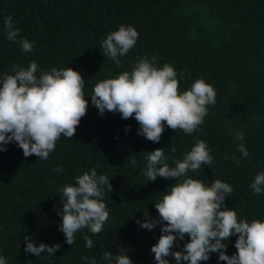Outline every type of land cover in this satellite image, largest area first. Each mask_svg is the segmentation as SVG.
<instances>
[{"label":"trees","instance_id":"obj_1","mask_svg":"<svg viewBox=\"0 0 264 264\" xmlns=\"http://www.w3.org/2000/svg\"><path fill=\"white\" fill-rule=\"evenodd\" d=\"M7 15L20 28L19 37L34 42L30 51L21 49L19 37L6 38ZM122 23L135 26L139 35L116 65L102 53L100 41ZM144 55H155L159 65L171 63L180 90L199 77L214 87L216 102L193 133L165 124L160 140L153 142L137 133L134 117L124 119L107 110L101 115L91 104L88 95L98 80L130 70ZM31 60L44 69L78 70L85 78L88 106L74 135H61L47 159L25 157L16 142L0 151V254L8 264H87L85 256L106 264L103 251L120 248L134 264H155L150 248L160 225L147 230L136 220L145 219V208L150 216L158 215L154 202L175 179L157 176L146 181L144 156L163 147L172 165L197 139L207 142L213 161L189 175L209 184L215 178L231 184L233 192L224 203L234 207L238 217L251 220L264 214V194H253L249 186L264 171V0H0V73L14 64L26 67ZM236 131L244 133L243 141L234 139ZM241 142L249 153L246 158L237 149ZM170 144L175 152L168 150ZM129 155L136 158L135 167L127 162ZM57 165L62 171H53ZM93 167L110 178L111 189L105 186L103 197L109 216L100 233L81 229L69 245L59 229L57 209L62 202L56 192ZM27 235L36 243L59 242L60 248L53 255L26 253ZM84 235L91 237L93 247H85ZM237 236L225 241L229 255L236 251ZM188 239L185 235L178 240L173 250H180ZM217 255L211 253L201 264H226ZM168 259L175 264L173 257Z\"/></svg>","mask_w":264,"mask_h":264},{"label":"clouds","instance_id":"obj_2","mask_svg":"<svg viewBox=\"0 0 264 264\" xmlns=\"http://www.w3.org/2000/svg\"><path fill=\"white\" fill-rule=\"evenodd\" d=\"M3 30L10 41L19 37L20 28L11 15L3 18ZM138 35L135 26L122 23L101 39L102 53L120 65V57L133 48ZM19 43L21 49L28 52L34 42L19 37ZM183 77L181 72L179 78ZM84 85L85 78L78 70L69 66L44 69L35 60L26 67L14 64L8 72L0 73V151L6 150L8 143L16 142L25 157L35 154L38 159H47L61 135L65 138L74 135L86 113L88 96L101 115L107 110L119 112L124 119L134 117L139 125L137 133L153 142L160 140L165 124L185 134L193 133L203 123L208 106L216 102L214 87L203 77L180 90L174 66L169 62L159 65L155 55L138 56L130 70L98 80L88 96H85ZM129 128L125 126L126 131ZM243 137L242 131L234 134L237 141H243ZM167 148L176 151L171 144ZM237 149L243 157L249 155L243 142L237 144ZM210 151L205 140L197 139L182 159H173L172 165L165 148L146 151L143 168L146 181L155 180L157 176L175 179L154 202L158 215L150 216L145 208V219L136 220L147 230L160 225V235L150 248L155 264H169L168 257H173L175 264L181 261L201 264L214 252L218 253L217 259L226 264H264V214L251 220L238 217L234 207L224 203L225 197L233 192L231 184L219 178L212 179L209 184L189 175L202 164L211 165ZM127 158L135 167L136 158L130 155ZM232 159L239 165L234 154ZM53 171L59 172L62 168L57 165ZM74 180L75 183H65L56 192L62 202V207L57 209L61 217L59 229L69 245L74 243L75 233L81 229L100 233L109 216L103 197L105 186L111 189L110 178L98 174L93 167L76 175ZM249 186L253 194H264V171L258 172ZM235 234H238L234 241L236 251L229 255L225 251L228 245L225 241ZM185 235L190 239L180 250H173V245L184 240ZM83 238L85 247H93L90 236ZM23 240L25 252L36 256L53 255L60 248L59 242L36 243L31 235L24 236ZM82 259L87 264H98L95 258L89 260L85 256ZM102 262L134 264L121 248L119 251L104 250ZM0 264H8L3 254H0Z\"/></svg>","mask_w":264,"mask_h":264}]
</instances>
